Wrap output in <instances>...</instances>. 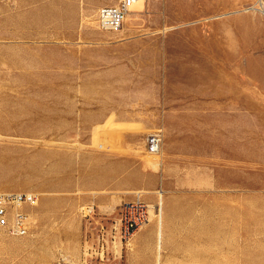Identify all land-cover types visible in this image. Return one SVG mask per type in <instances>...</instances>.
<instances>
[{
    "label": "rangeland",
    "instance_id": "374dc122",
    "mask_svg": "<svg viewBox=\"0 0 264 264\" xmlns=\"http://www.w3.org/2000/svg\"><path fill=\"white\" fill-rule=\"evenodd\" d=\"M88 1L118 0H0V193L37 197L26 207V235L0 228V264H139L153 249L154 264H264V15L241 12L256 0H146L127 16L123 28L181 32L156 71L165 82L159 92H178L181 120L212 126L214 141L182 149L181 163L167 165L162 149L148 156L144 140L129 155L110 134L97 142L108 154L106 179L68 132L75 102L67 93L77 91L72 73L80 70L71 52L69 86L67 32L93 28ZM137 190L149 192L139 199L155 213L162 192L164 235L179 242L159 251L155 222L154 241L112 243L121 205ZM185 237L197 239L196 258L180 244Z\"/></svg>",
    "mask_w": 264,
    "mask_h": 264
},
{
    "label": "crops",
    "instance_id": "0c3cea01",
    "mask_svg": "<svg viewBox=\"0 0 264 264\" xmlns=\"http://www.w3.org/2000/svg\"><path fill=\"white\" fill-rule=\"evenodd\" d=\"M88 2L96 10L107 5L102 2ZM113 4L116 2L108 5ZM49 6L52 8L51 4ZM73 7L76 10L75 4ZM92 26L93 28L76 27L67 32L69 86L71 52L74 54L73 69L80 70L72 73L73 87L78 88L73 93H67V99L75 102L73 110H68L67 118L68 132L72 131L73 139L70 145L75 149L92 150L89 155L94 159L95 173L99 178L102 175L104 179L107 177L108 154L99 150L102 146L97 142L106 139L110 134L114 136L113 139L108 138L114 148L125 150L126 154L131 155L129 151L137 144H143L144 140L146 144L145 137L157 129L162 135L163 164L167 165L181 163L178 159L184 155L182 149L189 148L193 152L195 147L201 146L204 141H214V137L208 135V129L212 126L203 125L202 122L188 125L181 120L179 115L181 109L178 106L181 100L178 92L174 95L159 92V87L162 88L165 82L161 77L155 76L156 71L162 70V62L166 60L164 51L172 43L169 38L182 36L180 31L172 30L159 36L155 34L156 32L148 30L122 27L117 32H110L98 28L94 23ZM156 47L159 49L158 53L148 51ZM158 74L160 76L162 72ZM172 102L177 104L174 105ZM89 106L91 108H88ZM68 138L71 137L68 135ZM147 164L154 170L158 166L156 161L150 159ZM134 193L135 196L139 193V197L142 198L149 192L137 190ZM156 193L159 203L157 213L149 202L148 221L127 246L130 244L137 246L145 239L154 241V236L150 235L155 232V222L159 251L164 244L178 241V238L164 235L163 196L161 191ZM150 198L152 199L148 196L145 199ZM182 241L180 244L187 246L189 259L196 258L192 256L201 253L200 249L194 247L199 244L196 238L185 237ZM120 251L116 249V253ZM152 252L148 259L140 261L139 264H154L156 251L153 249Z\"/></svg>",
    "mask_w": 264,
    "mask_h": 264
},
{
    "label": "built area",
    "instance_id": "2783aa9c",
    "mask_svg": "<svg viewBox=\"0 0 264 264\" xmlns=\"http://www.w3.org/2000/svg\"><path fill=\"white\" fill-rule=\"evenodd\" d=\"M145 0H118L114 5H103L96 10L97 27L117 32L123 27L125 16L138 2ZM161 137L159 133L150 134L146 138V151L157 153L160 149ZM37 197L32 193L9 192L0 193V228L10 236H24L30 226V215L26 207H34ZM118 235L121 241L127 242L148 221L149 205L143 200L135 198L121 205ZM103 230V229H102ZM104 232H106L104 230ZM104 232L98 235L99 258L105 255L107 245ZM113 232V233H112ZM111 233L115 234L116 229ZM110 239H113L111 236Z\"/></svg>",
    "mask_w": 264,
    "mask_h": 264
},
{
    "label": "bare ground",
    "instance_id": "6f19581e",
    "mask_svg": "<svg viewBox=\"0 0 264 264\" xmlns=\"http://www.w3.org/2000/svg\"><path fill=\"white\" fill-rule=\"evenodd\" d=\"M146 1V0H145ZM145 1H140V2H138V3H136L131 9H130V13L132 12V11H135V9L136 8H138V7H140V5H143L144 3H145ZM256 4H257V6H251V7H249V8H244V9H242V11L241 12H243V13H247L249 10H252V11H258V12H260V14H262V15H264V0H256ZM239 12V11H238ZM130 13H128L126 16H125V18H124V22H125V19L127 18V16L130 14ZM239 14V13H238ZM94 24L97 26V24H96V12H95V15H94ZM160 150H161V147H160V149H159V151L157 152V153H154V154H150V153H148L147 151V153H148V155H152V156H156L157 154H159V152H160ZM136 198H140L139 197V193H137L136 194ZM37 205V204H36ZM159 221V220H158ZM120 224V223H119ZM119 224L117 225V226H115L114 227V229H116V233H115V235L113 236V238L115 239L114 241H112V243L114 244V245H116V243H117V238H118V242H119V244L122 246V244H123V242L120 240V237H118V230H119ZM117 236V237H116ZM129 243V240L127 241V244Z\"/></svg>",
    "mask_w": 264,
    "mask_h": 264
}]
</instances>
